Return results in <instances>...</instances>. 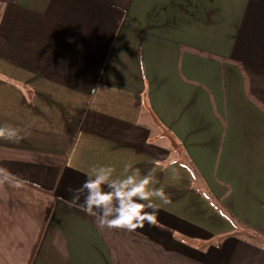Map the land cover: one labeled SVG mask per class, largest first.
<instances>
[{
	"label": "crops",
	"instance_id": "0c3cea01",
	"mask_svg": "<svg viewBox=\"0 0 264 264\" xmlns=\"http://www.w3.org/2000/svg\"><path fill=\"white\" fill-rule=\"evenodd\" d=\"M0 126V264H264V0H0ZM101 166L155 226L70 203Z\"/></svg>",
	"mask_w": 264,
	"mask_h": 264
},
{
	"label": "clouds",
	"instance_id": "9594fccd",
	"mask_svg": "<svg viewBox=\"0 0 264 264\" xmlns=\"http://www.w3.org/2000/svg\"><path fill=\"white\" fill-rule=\"evenodd\" d=\"M21 138L16 128L0 126V139L18 141ZM156 166H159L158 161ZM131 167L125 165L124 172L129 173ZM114 171L111 166L92 168L80 188L72 190L70 203L75 204L85 215L94 218L101 229L135 231L143 228L145 223L155 226L160 205L154 201L169 203L163 188L150 187L156 183L155 167L149 169L142 178L132 172L122 179H112ZM0 175L7 178L2 169Z\"/></svg>",
	"mask_w": 264,
	"mask_h": 264
},
{
	"label": "trees",
	"instance_id": "16d2710c",
	"mask_svg": "<svg viewBox=\"0 0 264 264\" xmlns=\"http://www.w3.org/2000/svg\"><path fill=\"white\" fill-rule=\"evenodd\" d=\"M231 222H232V221H231ZM232 225H233L236 229H238V228L240 227L239 224H236V223H234V222H232Z\"/></svg>",
	"mask_w": 264,
	"mask_h": 264
},
{
	"label": "rangeland",
	"instance_id": "374dc122",
	"mask_svg": "<svg viewBox=\"0 0 264 264\" xmlns=\"http://www.w3.org/2000/svg\"><path fill=\"white\" fill-rule=\"evenodd\" d=\"M241 231L244 233V234H247L248 232L244 229V228H242L241 227ZM233 233L235 232L234 230L232 231Z\"/></svg>",
	"mask_w": 264,
	"mask_h": 264
}]
</instances>
